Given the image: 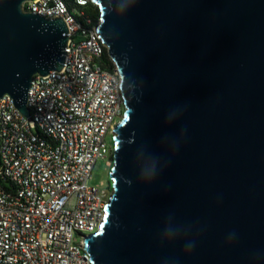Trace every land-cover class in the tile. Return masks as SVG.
<instances>
[{"label": "water", "instance_id": "obj_1", "mask_svg": "<svg viewBox=\"0 0 264 264\" xmlns=\"http://www.w3.org/2000/svg\"><path fill=\"white\" fill-rule=\"evenodd\" d=\"M28 1L0 0V100L31 120L70 39ZM92 1L126 100L92 264H264V0Z\"/></svg>", "mask_w": 264, "mask_h": 264}, {"label": "built area", "instance_id": "obj_2", "mask_svg": "<svg viewBox=\"0 0 264 264\" xmlns=\"http://www.w3.org/2000/svg\"><path fill=\"white\" fill-rule=\"evenodd\" d=\"M90 3L23 6L63 18L70 40L63 69L34 77L31 120L9 95L0 100V264H92L85 239L99 231L112 188L90 181L99 159L112 160L126 100L118 66L98 33L101 17L84 11Z\"/></svg>", "mask_w": 264, "mask_h": 264}, {"label": "rangeland", "instance_id": "obj_3", "mask_svg": "<svg viewBox=\"0 0 264 264\" xmlns=\"http://www.w3.org/2000/svg\"><path fill=\"white\" fill-rule=\"evenodd\" d=\"M110 141V138H109ZM114 165V159L112 155V160L110 157L107 159H99L92 172V180L90 181L91 185L97 187H107L111 183L110 181V172Z\"/></svg>", "mask_w": 264, "mask_h": 264}, {"label": "trees", "instance_id": "obj_4", "mask_svg": "<svg viewBox=\"0 0 264 264\" xmlns=\"http://www.w3.org/2000/svg\"><path fill=\"white\" fill-rule=\"evenodd\" d=\"M84 11L87 15L92 16L96 21L98 20V18L100 17V10L99 8L93 4L90 3L86 8H84ZM80 21H82V19L80 18ZM106 60L108 61L109 65H112L111 60L109 59L108 56H106Z\"/></svg>", "mask_w": 264, "mask_h": 264}]
</instances>
